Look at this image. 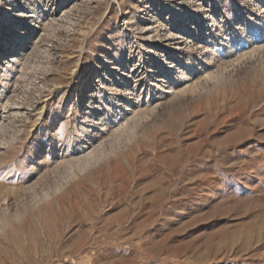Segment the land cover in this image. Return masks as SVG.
I'll return each mask as SVG.
<instances>
[{"label": "rangeland", "instance_id": "374dc122", "mask_svg": "<svg viewBox=\"0 0 264 264\" xmlns=\"http://www.w3.org/2000/svg\"><path fill=\"white\" fill-rule=\"evenodd\" d=\"M200 4L204 34L214 4L237 23L256 12L254 0H0V264H264V42L207 63L173 35ZM190 51L199 69L173 91L160 67ZM119 80L123 108L165 88L124 133L103 128L100 100ZM91 98L102 108L82 138Z\"/></svg>", "mask_w": 264, "mask_h": 264}, {"label": "bare ground", "instance_id": "6f19581e", "mask_svg": "<svg viewBox=\"0 0 264 264\" xmlns=\"http://www.w3.org/2000/svg\"><path fill=\"white\" fill-rule=\"evenodd\" d=\"M217 1L218 0H216V2ZM254 2L256 3L255 5L256 12H253V13L246 12L244 15L246 20L242 22L240 21L239 23H237L238 20H236L234 17H229V15L225 11H223L224 13H221V11H217L215 9L216 4L212 5L213 6L211 7V20L212 21H209V24L207 25V28L209 29L208 34H204L202 32L204 29L203 28L204 25L199 21L200 19L199 17L201 15L200 8H202L203 3L200 5H196L192 7L193 10L192 11L190 10L191 11V13L189 12L190 14L186 12L183 13V15L181 16V21H182L181 26L182 27L175 29V33L173 32V35H176L179 39H182V40L184 39L188 46H192V47L196 46L198 48L199 47L207 48L208 51H205L207 52V54H205L206 57L208 58L206 61L207 63H211L212 61H214L216 58H219L223 54L230 55L232 53L234 54L236 53L238 57H242L243 56L242 53L246 51L247 48L249 49L252 43L253 44L257 43L258 45L264 42V0H254ZM14 6L18 8V14L24 12L23 10H21V7L19 5L16 4ZM11 11L13 10H9V13ZM33 13L37 14V11L34 10ZM12 14H14V12H12ZM190 17H194L195 20L198 22V26L196 25L197 33L195 36H192L191 29L186 28L188 27V25H186L187 19ZM17 44L18 43H16V45ZM142 48L143 49L146 48V52L148 53H151L153 51V49H148V46H145ZM178 48L179 47H177V49ZM154 50L155 52H153L152 55L156 57L159 54L156 48ZM253 51L254 50H252V52ZM8 52L10 51L8 50ZM13 52H15L14 49H13ZM146 52L141 53V56H143V54ZM189 54L190 56L188 57V61L186 60L187 62L183 60L182 53L177 52V53L172 54L173 56L168 60H170L176 66V69L174 71H170L168 68L163 69V66L160 67L165 75V78H169V80H171L172 87H170V89L173 91L179 89L183 85L182 83L184 81L189 82L190 80L188 79L193 77V75L199 69V65L197 64L196 60H193L191 56L192 54L191 51L189 52ZM131 58L132 59L137 58V60L140 59L139 62L142 61L141 57H131ZM22 59L23 58L21 57V60ZM1 61H2V58L0 59V62ZM17 61H18V57L16 59H12L6 71L7 72L10 71V68H9L10 64H12V68L14 69ZM155 61L156 60H152L151 63L153 64ZM141 67H142V64L139 66V69ZM116 69L118 68H115V70ZM150 78L151 77H149L148 75L145 76L144 74L141 79H145L144 82H146V81H150ZM144 82H142V84ZM166 83L167 82H163V84L165 85ZM121 84L122 82L120 80L116 82L115 85H119V86L118 87L115 86V88L112 89L113 92H111L109 97L106 96L104 93V88L107 90L106 83L102 82L101 84H99L100 86H104V88L101 89L102 95L100 96L101 106L102 107L105 106V108L103 107V115L105 116L103 119V124H104L103 128L105 129L110 128L111 131L116 130L115 133L117 132L119 133L122 131L124 133V131L128 130L130 126V122H132L134 118L138 119L139 121L142 120L143 116L146 115V112L143 111L144 108L147 111V108L150 107V104L153 100H155L157 97L160 98L165 94V88H162V86H159L158 84L152 85L151 88L148 89L147 93L145 89L144 90L142 89L143 91L141 90V92H139V97L137 98V101L135 102V105L136 104L138 105L137 109L136 107L134 109V106H132L133 104L130 105L131 100L128 101V99L124 100L127 102V105L124 102L123 105L126 108H123L122 103L118 101V98H117L118 96L116 92L117 90H119V87L121 86ZM142 102L143 104H141ZM89 104H90L89 107L91 111L89 112L91 115L89 118L91 119L90 122L92 125L81 128L79 133L82 132L81 133L82 138H88L91 136L93 132L90 133L88 130L93 129L94 125L98 122V119L95 117H99L98 112L101 110L100 108H102V107L95 106L96 104L95 102H93V98L90 99ZM2 105H3V102L0 103V109L2 108ZM141 111H143L144 113H142ZM94 151L87 152L85 150H80L77 154L81 155L80 158H83L85 160L87 159L88 161L90 159L96 158L97 154Z\"/></svg>", "mask_w": 264, "mask_h": 264}]
</instances>
